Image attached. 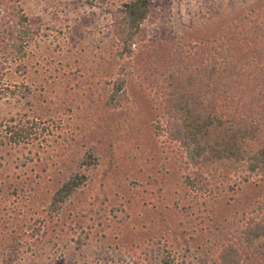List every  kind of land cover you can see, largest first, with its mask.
Masks as SVG:
<instances>
[{
    "label": "rangeland",
    "instance_id": "obj_1",
    "mask_svg": "<svg viewBox=\"0 0 264 264\" xmlns=\"http://www.w3.org/2000/svg\"><path fill=\"white\" fill-rule=\"evenodd\" d=\"M124 0H21L35 31L27 55L5 77L0 98V264H94L117 246L132 251L165 239L182 264H212L241 212L264 197L251 179L233 191L207 172L216 191L196 196L182 185L184 164L152 132L151 95L129 75V101L102 106L123 60L111 27ZM172 33L200 42L264 0H165ZM34 120L37 138L12 146L10 121ZM92 148L99 163L56 216L51 194ZM34 227H40L30 236Z\"/></svg>",
    "mask_w": 264,
    "mask_h": 264
},
{
    "label": "trees",
    "instance_id": "obj_2",
    "mask_svg": "<svg viewBox=\"0 0 264 264\" xmlns=\"http://www.w3.org/2000/svg\"><path fill=\"white\" fill-rule=\"evenodd\" d=\"M165 0H124L112 21L114 56L123 60L107 82L104 108L128 101L127 76L147 89L156 110L152 132L184 164L181 183L188 192L211 197L207 174L229 180V191L252 178L264 182V8L243 13L200 42L172 33ZM35 34L21 0H0V98L5 77L27 55ZM34 120L10 121L3 138L12 146L37 138ZM99 163L92 148L74 160V168L50 197L46 212L58 215ZM212 264H264V197L242 211ZM40 227H34L35 236ZM85 264H88L87 262ZM94 264H182L167 241L154 237L132 251L117 246Z\"/></svg>",
    "mask_w": 264,
    "mask_h": 264
}]
</instances>
